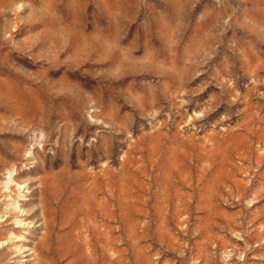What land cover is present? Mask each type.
<instances>
[{
  "label": "rangeland",
  "instance_id": "rangeland-1",
  "mask_svg": "<svg viewBox=\"0 0 264 264\" xmlns=\"http://www.w3.org/2000/svg\"><path fill=\"white\" fill-rule=\"evenodd\" d=\"M0 264H264V0H0Z\"/></svg>",
  "mask_w": 264,
  "mask_h": 264
}]
</instances>
